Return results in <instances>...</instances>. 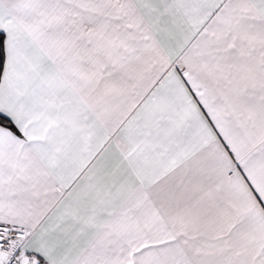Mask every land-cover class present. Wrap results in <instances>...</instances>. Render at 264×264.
Here are the masks:
<instances>
[{
	"label": "snow or ice",
	"instance_id": "6c2138e0",
	"mask_svg": "<svg viewBox=\"0 0 264 264\" xmlns=\"http://www.w3.org/2000/svg\"><path fill=\"white\" fill-rule=\"evenodd\" d=\"M0 264H264V0H0Z\"/></svg>",
	"mask_w": 264,
	"mask_h": 264
}]
</instances>
